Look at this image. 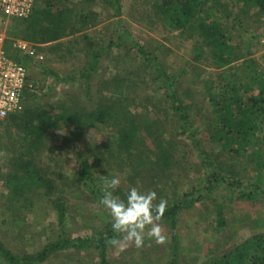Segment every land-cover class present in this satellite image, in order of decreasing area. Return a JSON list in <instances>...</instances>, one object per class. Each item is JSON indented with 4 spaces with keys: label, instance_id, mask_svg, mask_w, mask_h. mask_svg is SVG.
I'll return each instance as SVG.
<instances>
[{
    "label": "trees",
    "instance_id": "16d2710c",
    "mask_svg": "<svg viewBox=\"0 0 264 264\" xmlns=\"http://www.w3.org/2000/svg\"><path fill=\"white\" fill-rule=\"evenodd\" d=\"M83 2L97 3L96 0H82ZM219 2L220 0H154L152 7L154 16L161 17L167 27L187 31L188 37L197 36L201 39V42L195 46L193 62L203 57L205 53L203 45H205L210 58L209 65H214L218 69L240 57L243 58L242 56H248L251 52L250 39L254 37V34L251 32L248 36L245 35L246 30L242 29V18L239 15H232V10L237 7L238 11L244 14L246 9L253 7L256 9L254 16L264 17V0H228L230 6L225 13H217ZM100 4L106 7H103L104 9L112 11L114 16L120 17L119 0H101ZM52 6L53 0H34L31 16L27 20H15L14 24L19 23L22 26L25 38L28 37L39 43H50L79 32L87 16H96L91 10L92 7L86 4L65 6L57 12H53ZM116 29L120 32L117 41H111L108 47H120L123 35L130 36L131 46L127 48L135 51L142 64L139 70L143 69L151 84L154 85L150 90L153 92L152 96H145L144 99L148 101L151 111L163 105L162 117H155L156 114H154L139 120L136 114L131 113V106L137 108L135 100L126 96L130 77L135 75L132 71L123 74L115 73L108 76L110 78L107 81L100 82L99 87L106 83L105 95L108 96H102L101 102H97L91 109L83 107L78 111L70 112L64 105H60L59 110L47 112L43 107H33L28 104V100L33 101L44 94L38 93L33 83L31 89H25L23 91L24 108L3 118L6 129L11 128L17 134L14 137L10 136L9 141L3 146V151L7 155L8 169L0 177L3 188L6 189V193L0 198L3 202L0 204L1 223L4 226L8 225V228L10 225L19 226L22 229L24 225L28 227L23 217L27 211L34 212L33 206L37 198V201L41 199L42 203L44 200L49 201L47 205L50 207L49 210L43 212L44 218L47 219L45 222H49V217L53 215L56 225L49 231L50 223H48L49 232L46 236L43 238L37 234L38 240L40 237L44 239L43 243L38 246L39 241L38 247L35 245L36 248L23 252L9 247L3 238L6 234L1 233L4 231L0 227V264H45L51 258L68 250L82 256L91 253L97 258V264H115L110 251L117 244L112 245L108 241L117 239L120 242L123 240V234L112 230L109 212L101 205L102 221L91 226L90 231L82 235L69 233L70 223L67 214L70 211L71 199L79 198L86 201L91 198L99 202L106 188L104 174L113 170L114 163L117 165L124 163L125 158L131 153L134 174L141 173L139 179L143 183L145 177L142 173L149 172L151 180L159 183L156 188H153L157 192V202L161 198L167 201L164 215L158 221L170 230L169 239H165L164 243L166 251L163 254H169L165 264H180V238L176 232L179 215L191 208L195 202L207 197L205 194L195 197L194 192L207 193L208 190L209 193L220 184L223 186L227 183L231 193L228 201L233 199L250 202L264 201V77L254 69V61L245 59L243 62L251 68L249 74H245L247 82L238 78L234 71L226 72V70L222 71L219 77L208 79L211 90L208 91V98L205 99L207 104H205L207 109L211 108L212 118H208V113L207 116L205 115L203 129L207 140L216 147V150H199V157L205 163L204 169L208 171L205 185L201 188L197 186L187 188L179 196L176 183L170 175L173 157L171 149L174 141L167 136L172 126L182 129V133L187 134V137L191 133L190 129H186L187 126H192L187 124L189 119L187 110L190 108L185 102L187 95L185 96L186 93L176 86L178 83L176 75L167 71L155 56L149 54L132 32L126 31L127 28L123 25H118ZM237 33L240 36L241 46H232L230 37ZM10 34L15 35L13 32ZM83 39L89 60L80 69L78 79L83 80L86 85L87 99L90 100L91 78L98 71L101 56L86 36ZM124 56L128 55L124 53ZM27 60L25 58V63ZM253 70L255 71L252 75ZM54 76L57 80L69 79V77L60 78L56 74ZM255 80H258V83H255ZM143 81L145 79L142 77ZM252 85H257L259 92L250 96L251 100L245 101L243 95L250 92ZM67 127L70 131L64 138L67 143L78 139L83 130L89 127L105 129L109 135L101 144L104 149L101 152L76 153L73 178H65L56 184L48 177L46 169L39 164L38 159L47 145L51 144L55 131ZM151 147L153 151L146 154L144 159L133 154L134 151L138 152ZM146 164H150L151 167L145 171ZM247 170L255 174L258 182L243 183L247 180ZM123 186L116 189L121 197L128 189L125 185ZM138 187L142 190L143 185L140 184ZM145 187V190L150 188L149 184ZM69 189L71 190L67 191ZM56 193L58 195H55ZM225 200L226 197H218L213 204L216 217L215 228L219 230H224L228 226V221L224 217ZM39 207L34 206L35 209ZM255 222L257 220H252V224ZM260 228L264 230V226ZM31 243L33 244L32 241ZM152 248L155 250V247ZM147 253L148 250L143 256L144 252L141 250L139 257H143L134 260L136 257L132 256L130 261L140 264L143 258H147L150 264L160 263V260L156 258V252H152L151 256ZM153 256L155 258H152ZM123 263H126V260H123ZM200 264H264V231L251 234L227 252L222 251Z\"/></svg>",
    "mask_w": 264,
    "mask_h": 264
},
{
    "label": "rangeland",
    "instance_id": "374dc122",
    "mask_svg": "<svg viewBox=\"0 0 264 264\" xmlns=\"http://www.w3.org/2000/svg\"><path fill=\"white\" fill-rule=\"evenodd\" d=\"M100 1L96 0V4H90L82 3V0H53V12H57L65 6L86 4L92 7L91 10L96 16H87L85 24L79 32L50 43H39L28 39V37L25 38L22 26L19 23L12 25L11 32L15 35L10 41L20 39L34 47V55L32 58H28L26 63H28L29 76L34 87L38 89V93L44 94L40 98L33 99V101L28 100V104L33 107H43L47 112L59 110L60 105H64L70 112L78 111L83 107L91 109L97 102H101L100 98L102 96H108L105 95L107 88L104 85L106 83L99 87L101 85L100 82L107 81L110 78L108 76L115 73L123 74L132 71L135 75L133 77L129 76L131 80L126 96L135 100L137 108L131 106V113L136 114L139 120H142L143 117L149 118L154 116V114H156L155 117L161 118L164 110L163 105L151 111L150 107H148V101L144 99L145 96H152L153 92L150 90L154 85L151 84L147 73H144L143 69H140L142 72L139 70V66L142 64L135 51L127 48V46H131L130 36L123 35L122 40H120L122 42L120 47H108L111 41H117V36L120 34L119 30L116 29L117 26L123 25L127 28L126 31L132 32L137 40L144 45L147 52L155 56L167 71L176 75L178 79L176 86L180 91L186 93L185 96L187 95L185 102L190 107L187 110L189 113L187 124H192V126H187L186 129H190L191 133L187 137V134H183L182 129L179 127H170V134L167 138L174 141L171 149L173 157L170 175L176 183V190L179 196L187 188L191 189L196 186L201 188L205 185L208 171L204 169L205 163L199 157V150H216V147L207 140L203 129V126H205V115L207 116L208 113V118H212L211 108L208 107L207 109L205 101L208 98V91L211 90L208 86V79L211 77L217 78L222 71L226 70V72L234 71L238 78H242L244 82H247L245 74H249L248 72L251 68H248L243 63L245 59H252L255 63L254 69L264 77V17L254 16L256 9L253 7L246 9L244 14H241L237 7L232 10V15H239L242 18V29L246 30L245 35L248 36L251 32L254 34V37L250 39L251 52L248 56H242L243 58L240 57V59L232 61L229 65L217 69L214 65H209L208 48L205 45H203V50L206 53H203L204 58L202 57L197 62H193L195 46L201 42V39L197 36L190 38L187 31L169 28L161 17L156 18L152 7L154 0H119L121 6L120 17H116L112 11L104 9L106 7L103 4L101 5ZM229 6L230 2L228 0H220L216 9L217 13L227 12ZM84 36L93 43L94 48L98 49L101 56L98 62V71L91 78L92 95H90V100L87 99L86 85L83 80L78 79L80 69L89 60V54L83 39ZM239 38L238 33L230 37V45L241 46ZM6 46L9 47L7 42ZM10 53L17 54L19 52L11 49ZM124 53L128 56H124ZM125 69L126 71H124ZM255 70L252 71V75ZM54 74L60 78L69 77V79L57 80ZM142 77L145 79L143 82ZM254 82L258 83V80ZM206 87L208 88L206 89ZM258 92V86L252 85L250 92L242 95L245 101H249L251 100L250 96L256 95ZM4 122V119L0 118V177L8 169L6 166L7 155L3 151V146L9 141L10 136L14 137L17 134L11 128L7 127L6 129ZM69 132L68 127L57 129L54 133V138L50 141L51 144L47 145V148L43 150L42 155L38 159L39 164L46 169L48 177L55 181L56 184L65 178H73L76 168V153L101 152L104 150L101 144L109 135L105 129L89 127L83 130L78 139L67 143L64 138ZM147 144L150 146V143L147 142ZM152 151L151 147L138 152L134 151L133 154L135 153L137 157L139 155L144 159V156ZM90 158L92 159V157ZM132 162L133 155L131 153L125 158L124 163L119 165L114 163L113 170L104 174L105 180L116 176L121 181L120 186L125 185L129 188L142 184V190H145V185L149 184V189L154 190L153 188H156L159 183L156 180H151L149 172L142 173V176L145 177L142 183L139 179L141 173L134 174ZM150 167V164H146L145 171L149 170ZM246 175L247 180L243 181L244 184L246 182H258L255 174L249 170L246 171ZM223 186L220 184L218 188L215 187L209 193L208 190L207 193L205 191L194 192L193 195L195 197L200 194H205L207 197L195 202L191 208L184 210L179 215L176 232L180 238V264H200L215 257L222 251L227 252L235 244L244 241L251 234L264 231L260 228L264 226V201L254 200L250 202L236 199L228 201L231 196L230 186L227 183H224ZM123 188L125 187L123 186ZM5 193L6 189L3 188L0 180V198ZM55 195L58 194L56 193ZM218 197H226L224 217L228 221V226L224 230L215 228L216 217L213 212V204ZM0 201V204H2V200ZM35 201L34 206L40 207L35 209L33 206V210L36 213L27 211L24 214V222L28 224V227L23 226L25 230L16 225H10L9 228L8 225L4 226L1 223L2 218L0 216V227L4 231L1 233L6 234L3 236L4 241L12 250L29 251L32 248H36L34 246H37L39 241L38 246H40L50 228L56 225L53 215L49 217V222H45L47 219L44 218L43 212L44 210H49L50 207L47 206L49 201L44 200L42 203L41 199L37 201V198ZM71 201V205H69L70 211L67 214L70 223L68 229L70 234L82 235L84 232L90 231L91 226L102 221L100 215L101 205L97 200L88 198V200L82 201V199L74 198ZM43 205L45 206L43 207ZM252 220H257V222L252 224ZM48 223H50L49 231L47 229ZM160 227L162 234L166 236V239H169V228L164 224H160ZM43 229L44 233H42ZM147 230L148 227L145 228V233ZM37 234L43 238L40 237L38 240ZM22 236L24 237L22 238ZM164 243L165 241L158 244L154 239L146 238L143 246L136 248L131 241L123 239L110 252L113 254L112 259L115 264H138L130 261V258L134 256L136 257L134 260H137L141 255V250L144 252L143 256L147 250L148 256H151L152 252H156V258L160 260L159 264H165L169 254H163L166 251ZM150 245L152 246L149 248L148 246ZM152 247H155V250ZM163 247L164 251H162ZM142 257H139V259ZM152 258H155V256ZM96 259L91 253L82 256L68 250L55 258H51L45 264H97ZM123 260H126V263H123ZM140 264H150V261L147 258H143Z\"/></svg>",
    "mask_w": 264,
    "mask_h": 264
},
{
    "label": "clouds",
    "instance_id": "9594fccd",
    "mask_svg": "<svg viewBox=\"0 0 264 264\" xmlns=\"http://www.w3.org/2000/svg\"><path fill=\"white\" fill-rule=\"evenodd\" d=\"M120 183L116 176L107 179L99 201L110 214L112 230L123 234V239L131 241L136 248L142 247L146 238H152L158 244L163 243L166 236L162 234L158 221L164 215L167 201L161 198L157 202L155 190H141L138 186L129 187L121 197L116 192ZM146 226L148 230L145 233ZM108 242L112 245L119 243L117 239Z\"/></svg>",
    "mask_w": 264,
    "mask_h": 264
},
{
    "label": "built area",
    "instance_id": "2783aa9c",
    "mask_svg": "<svg viewBox=\"0 0 264 264\" xmlns=\"http://www.w3.org/2000/svg\"><path fill=\"white\" fill-rule=\"evenodd\" d=\"M33 4L34 0H0V118L21 111L24 108L23 91L33 87L24 60L33 57L34 47L20 39L10 41L14 21L27 20ZM11 49L19 53L12 54Z\"/></svg>",
    "mask_w": 264,
    "mask_h": 264
}]
</instances>
